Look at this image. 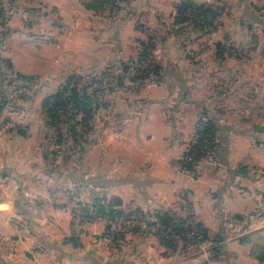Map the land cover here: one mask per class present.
<instances>
[{
	"label": "crops",
	"instance_id": "crops-1",
	"mask_svg": "<svg viewBox=\"0 0 264 264\" xmlns=\"http://www.w3.org/2000/svg\"><path fill=\"white\" fill-rule=\"evenodd\" d=\"M122 1H2L8 21L0 39V81L32 78L21 88L24 97L0 113L7 123L0 131V206H6L0 235L9 239L7 264H264V121H254L264 120L263 2L215 0L226 4L227 18L213 36L195 34L189 44L204 36L211 44L195 59L185 52V40L163 34L153 49L159 81L136 86L128 65L137 43L175 17L181 0ZM208 52L209 62L203 57ZM102 72L116 73L111 98L95 95L92 112L106 114L111 124L95 121L91 136L68 153L59 150L60 131L57 143H47L53 126L43 109L31 112L33 100L42 105L64 82ZM231 87L242 110L226 115L211 108L235 99ZM202 112L215 120L217 152L188 175L178 161ZM226 117L241 121L227 123ZM184 190L206 235L201 248L139 235L111 244L103 238L104 222L81 229L72 222L75 208L97 196L121 211L154 213L171 208ZM21 199L40 211L32 232L37 237L11 223L23 209Z\"/></svg>",
	"mask_w": 264,
	"mask_h": 264
},
{
	"label": "rangeland",
	"instance_id": "rangeland-1",
	"mask_svg": "<svg viewBox=\"0 0 264 264\" xmlns=\"http://www.w3.org/2000/svg\"><path fill=\"white\" fill-rule=\"evenodd\" d=\"M115 1H119L120 3L124 2L122 0H115ZM186 1L187 0H181L180 2H178L176 4V8L179 4L186 2ZM260 1L263 2V5H262L263 12L262 13L264 14V0H260ZM193 3L196 5L198 4L195 2H193ZM224 4L225 3H221L220 1H215V0H212L209 2V4H206V5L212 6V8L215 10L217 9V12H219L220 14L212 20V23L209 26H205V28L203 30L204 35L213 36V33H216L217 31L221 30V27L223 26L222 24L224 22V19L227 18L226 11H227L228 7L226 6V4L225 5ZM198 5H201V4H198ZM0 13H1V15H0V39H2L4 37L3 36V32L5 31L4 27L6 28V21H8V18L6 17V14H5L6 12L2 11ZM191 14H195L194 16H198V15L201 16L202 11L197 9V8H187L185 10V12L181 15L180 19H184V20L189 19V18H191V17H189V16H191ZM178 17H179V15L177 14V9H175V17H173V18L167 17V19H165L167 22L163 21L164 23H162V21L159 22V26L157 28H155V30H153L152 32L150 31L148 33L146 40L139 41L137 43V45H136L137 52H135V56L129 61V65H128V71H129L128 74L131 77H138L139 74L141 73L140 71H142L141 69L144 70V69H147L148 67L151 68L154 64H157L158 57L156 54H154L153 49L156 46V44L158 43V39L162 38L164 35H170V36L176 35L178 37H181L183 40H185L188 43L186 45L187 48L185 49V52L192 53L194 56V59L199 57V54H197V52L199 53L201 50H203V48H205V49L209 48V46L211 44L209 43V40L206 36H204L205 39L203 41H200L199 43H195V44L190 43L189 44V42L194 41L195 34L200 33L202 31L194 28L193 24L188 20H186L184 22H179V23L175 22L176 19H178ZM180 19H178V20H180ZM139 26L140 25H138V27ZM141 26H143V25H141ZM60 29H62V28L60 27ZM160 31H162V32L160 33ZM1 41H3V40H1ZM236 42L239 43L240 41L237 40ZM203 57L206 58L205 60H207V62H209L213 59V57L210 55L209 52L203 54ZM225 61L228 63H231L233 60L232 59H226ZM111 74L112 75H110V74L107 75V73L102 72L96 76H90L88 78H83L82 80L81 79L79 80L78 78H76V80H74V81L72 80V81L75 84L78 83L79 86L87 88L86 90L88 93L91 94V93L95 92L96 96L99 97L101 100H103V101L107 100L108 101L111 98L110 97L111 95H109L108 93H109L110 89L113 88V86H112L113 85V79H112L113 77L112 76H115L116 73L111 72ZM65 83L66 82H64V84ZM133 83L136 86H143L145 84H148V81H145V84H143V85H138V83H136V82H133ZM85 86H87V87H85ZM221 89L224 90L223 88H221ZM55 91L56 90L53 89V93ZM21 92L22 91H21L20 87L18 86V84L17 85H11L10 87H8V85H7V87H6V97L8 98L10 103H12V104H13V100H15L16 98L21 99L24 97V92L23 93H21ZM229 92H230V95L232 97L235 95V93H237V95H235V99L232 98L227 103L224 102V104H222V105H220V104L217 105V104L211 103V108H214L218 111L222 110L221 112H223V110H224L227 112L226 115L229 114L228 112H232V110H239V109L242 110L243 105L239 101V100H241L240 99L241 97H239L238 91L234 87H231ZM25 95L27 96V93H25ZM117 95L121 96L120 94H117ZM10 98H12V99H10ZM34 102L35 101L33 100V103ZM33 103L31 104V107H30L31 112L32 111L35 112L38 110L37 111V113H38L40 110H42V105L40 102H38L37 104H33ZM213 105H216V107H213ZM217 106H220V107H217ZM69 108H70V105H67L66 107H64L60 111L58 118L56 120H54L53 122L47 121L48 117L46 116L47 117L46 121L48 122V127H50V126H53V127H51L52 131L50 134H48L45 137V140L47 143H50L51 145H53V143H55V142L57 143V141L55 140V130H57L58 132L60 131L63 137H62V142H60V144H59V146H60L59 150H62L64 153L65 152L68 153L69 151L72 150V146H73L72 144L75 145L77 143H80L82 141V139L88 138V136L89 137L91 136L92 133L90 134L89 130L93 128V125H95L94 124L95 121L99 122L100 124H103V126H106L107 124H111L110 122H112L106 118L107 115L104 113L99 115V116H104V117H96L97 113L95 111L90 113L91 118H88L86 121H83L82 114H78V113L76 114L74 111L70 112ZM255 110H256V108H255ZM94 115H95V118H94ZM199 117L196 120L195 127L197 125ZM224 121L229 123V122H236V121H241V120L226 117V119ZM244 121H247L246 123L252 124L254 121H264V120L263 119L262 120L256 119L254 121H252V120H244ZM37 122H38V119L35 120L36 124H37ZM113 122H115V121L113 120ZM240 123H242V122H240ZM0 124H2L3 126L4 125L6 126L7 123H5L4 121L3 122L0 121ZM45 125H47V124H45ZM5 126L3 127L2 130L5 129ZM15 127L22 131L24 125H16ZM2 130H0V131H2ZM70 131L74 132L76 137H74V136L72 137L70 134ZM194 133H195V129L193 131V135H192L191 140L194 137ZM216 152L217 151H215V153ZM183 154H184V151L182 152V155L178 161L179 168H180V160H182ZM206 159L212 160V158H210V157L206 158ZM206 159H203V160L206 161ZM200 162L196 163L195 166L192 165L189 168V172L188 173L185 172V173L188 175L190 173H192L194 168L196 166H198V164H200ZM19 201H20V204H23V209H21V212L14 213V215L11 219V223H12V225H14L17 228V230L19 232L26 233V234L29 233V234L33 235L34 237H37L35 234L32 233L35 231L34 228L36 227L37 221L40 217V215H39L40 211L36 207L37 204H35L34 202L32 203L26 199L25 200L21 199ZM2 203H4V202H1L0 204H2ZM5 203H6V200H5ZM5 208H6L5 205L0 206L1 220L6 218V209ZM75 209H77V208H75ZM26 210L29 213L26 212ZM38 236L39 237L42 236L40 232H38ZM6 241L8 242L9 239L6 240V238L4 236L0 235V264H7L6 255H7L8 250H7V246H6ZM35 241L41 242L40 239H38V238H36ZM172 244H174V243H172ZM181 244L184 248L192 247V246L185 245L182 242H181ZM165 245H170V244H165ZM198 248H200V247H198ZM263 258H264V255H263Z\"/></svg>",
	"mask_w": 264,
	"mask_h": 264
},
{
	"label": "trees",
	"instance_id": "trees-1",
	"mask_svg": "<svg viewBox=\"0 0 264 264\" xmlns=\"http://www.w3.org/2000/svg\"><path fill=\"white\" fill-rule=\"evenodd\" d=\"M2 6V0H0V12H2ZM187 8H197L202 11V14L201 16H194L195 14H191V16H189L191 18L189 19H180L181 15ZM176 9L177 14L179 15L178 19L180 20L176 19L175 22L179 23L188 20L193 24L194 28L199 29L202 32L205 26H209L212 23V20L220 14L219 12H217V9H213L210 5H196L189 0L179 4ZM17 78L21 83V86L20 83L16 82L12 84L7 80H2V83L0 81V113L9 104V100L6 97L7 85L8 87H10L11 85L18 84L21 89L32 82V78L30 77L28 78L25 76H17ZM159 79L160 67L157 64H154L151 68L148 67L147 69L142 70L141 74L138 77L132 78V81L138 83V85H143L145 84V81H148V83H156L159 81ZM86 89L87 88L79 86L78 83L75 84L73 81H68L66 84L58 87L57 90L53 94L48 96L42 104L43 112L48 117V121L53 122L54 120H56L59 116L60 111L67 105H71L76 114H82L83 121L91 118L90 113L97 107L95 97L96 93L94 92L90 94ZM216 131L217 129L215 120L208 115V112H202L195 127V133L192 139L194 147L199 151L195 163H198L203 159L209 157L212 158V156L215 154V151H217L218 142ZM70 134L72 137H76L74 132L70 131ZM76 208L89 217H91L94 213L108 218H115L134 211H141H121L115 208L113 205L109 204L102 196L94 197L90 203L79 204Z\"/></svg>",
	"mask_w": 264,
	"mask_h": 264
},
{
	"label": "built area",
	"instance_id": "built-area-1",
	"mask_svg": "<svg viewBox=\"0 0 264 264\" xmlns=\"http://www.w3.org/2000/svg\"><path fill=\"white\" fill-rule=\"evenodd\" d=\"M69 111H74L71 105ZM3 127L0 124V130ZM198 154L199 151L191 140L184 148L180 169L188 173L189 167L196 164ZM72 222L79 229L87 224L104 222L103 238L111 244H121L128 236L139 235L145 238L154 237L164 245L182 242L188 246L201 248L206 239L205 232L194 219L189 194L185 190L178 193L176 202L171 208H161L154 213L134 211L123 216L108 218L94 213L89 217L76 209L72 212Z\"/></svg>",
	"mask_w": 264,
	"mask_h": 264
}]
</instances>
